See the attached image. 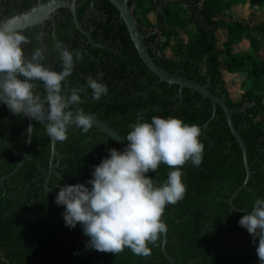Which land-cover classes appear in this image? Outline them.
Masks as SVG:
<instances>
[{
	"label": "trees",
	"instance_id": "trees-1",
	"mask_svg": "<svg viewBox=\"0 0 264 264\" xmlns=\"http://www.w3.org/2000/svg\"><path fill=\"white\" fill-rule=\"evenodd\" d=\"M35 1L0 0V19ZM212 1L129 3L155 61L172 73L208 84L236 110L233 120L246 143L252 169L247 187L234 198L236 209L229 198L244 181L246 168L224 110L218 105L216 117L204 130L201 126L213 113L212 102L195 90L184 87L180 92L178 84L160 81L144 63L119 10L109 0H87L77 9L84 29L99 46H93L76 28L71 11L61 8L54 22L47 20L44 25L20 30L31 40L22 47L29 58L36 48L45 47L42 63L58 72L62 71L59 51L63 47L82 53L67 82H62L63 91L70 94L72 88L82 86L84 103L73 107L107 121L123 138L130 126L151 122L153 116H174L199 125L205 145L203 161L199 167L190 161L182 167L185 196L165 207L167 253L175 264H260L256 253L259 239L254 243L239 220L252 210L256 199H264V0ZM235 5L245 8V22L223 16L226 12L233 15ZM243 45L241 56L238 52ZM250 45L257 55L249 53L248 64ZM99 72H103L101 82L107 84L108 93L97 101L86 78L89 74L98 78ZM241 78L247 88L235 99L230 88ZM37 85L41 96L46 95L43 83ZM34 125L28 157L2 183V176L22 158L29 122L27 116L14 115L0 101V264H172L162 250L163 234L149 244L152 252L148 257L136 256L128 248L115 255L85 247L89 237L80 224L74 229L65 225L64 206L55 203L56 195L66 184L91 179L94 166L110 155L109 149L123 150L95 126L87 134L73 127L66 141L57 142L60 160L47 188L51 138L43 123L34 120ZM171 170L161 163L146 176L161 185Z\"/></svg>",
	"mask_w": 264,
	"mask_h": 264
},
{
	"label": "clouds",
	"instance_id": "clouds-1",
	"mask_svg": "<svg viewBox=\"0 0 264 264\" xmlns=\"http://www.w3.org/2000/svg\"><path fill=\"white\" fill-rule=\"evenodd\" d=\"M31 40L20 31L0 27V101L14 115H24L36 121L47 120V135L64 142L73 127L87 134L95 124V114H85L82 86L65 94L62 82H67L82 53L67 47L59 51L62 71L52 70L42 61L46 48H36L26 57L23 44ZM87 79L92 98L99 100L108 93L102 83L103 72ZM37 82H42L46 95L41 96ZM124 137L123 151L109 149L110 155L94 166L92 178L86 183L66 184L60 188L55 203L64 206L65 225L74 229L77 224L89 237L88 249L118 255L128 248L136 256L148 257L160 236L167 232L162 220L166 205H175L185 196L187 186L182 180V167L189 161L199 167L205 145L201 142L202 129L187 124L181 118L153 116L151 122H137ZM29 125L27 133H32ZM167 165V179L157 185L150 171ZM91 185V187H89ZM253 237L259 239L256 253L264 264V199H256L251 211L239 220Z\"/></svg>",
	"mask_w": 264,
	"mask_h": 264
},
{
	"label": "water",
	"instance_id": "water-1",
	"mask_svg": "<svg viewBox=\"0 0 264 264\" xmlns=\"http://www.w3.org/2000/svg\"><path fill=\"white\" fill-rule=\"evenodd\" d=\"M114 6L117 7V9L120 12V17L123 19L125 24L127 25V28L129 30L130 36L135 44V47L137 48L141 58L143 59L144 63L148 66V68L154 72L159 77L160 81H165L169 84H178L180 86V92L184 87L190 88L192 90H195L202 94L203 97L208 98L212 104H213V113L211 117L201 126L204 130L208 128L209 122L216 117L217 113V106L219 105L225 112L229 127L235 136L237 142L240 144L242 151H243V157H244V164L246 168V176L242 184L239 186V188L232 194V196L229 198L230 204H232L233 209H236V207L233 205L234 198L239 194V192L246 188L248 185V182L252 175V169L250 168V164L248 161V153H247V146L246 143L239 133V130L236 128L234 120H233V113L236 111L235 109L230 108L224 97H220L218 94L214 93L210 90L208 84H201L193 79L184 77L178 73H172L163 67H161L156 61L155 58L151 55L149 51V46L145 43V37L146 35L142 32V30L139 27L138 21L134 15V7L133 5H130V0H109ZM80 6V4L77 2V0H38L37 2H33V4L20 12L14 13L11 16H4L0 19V27H4L10 31H20L24 30L29 27H33L35 25H44L47 20H51L54 22V15L59 12L61 8H68L72 14L73 19L76 25V28L80 30L89 40V42L93 46H99L98 43H96L90 33L86 31L80 22L77 14V9ZM3 74H0V77H2ZM180 96L183 94L180 93ZM238 109V111L242 110ZM87 115V114H86ZM28 118L29 125L32 126L33 130L31 134H28L26 146L24 150L22 151V158L19 161L18 165L8 174L2 176L1 180L3 181L12 176L13 174L17 173L20 167L24 164L25 159L28 157V151L32 142L33 137V131H34V119ZM41 123H43L46 126V123L48 121L45 119L38 120ZM94 126L102 132H105L108 134L116 144L120 146L122 150L127 145L126 140L113 128L109 125L107 121L102 120L99 117L95 116V124ZM55 158H57V161L54 162ZM60 160V153L57 150V141H54L51 139V157H50V166L48 170V175L46 178L45 185L47 188L50 176L53 172H55L56 166L59 164ZM162 220L167 224L166 217L163 215ZM168 241V235L167 232L163 234V240H162V250L166 257L172 262V264H175V259L172 258L166 250V244Z\"/></svg>",
	"mask_w": 264,
	"mask_h": 264
},
{
	"label": "rangeland",
	"instance_id": "rangeland-1",
	"mask_svg": "<svg viewBox=\"0 0 264 264\" xmlns=\"http://www.w3.org/2000/svg\"><path fill=\"white\" fill-rule=\"evenodd\" d=\"M218 1L219 0H213L212 2L218 3ZM235 7H237V6L235 5L232 8H235ZM231 11H232L233 15H228L227 12H226V14L223 15L225 17V19H227V20H231L232 19L233 20V17H236V18H240L241 21L245 22V17L247 16V14H246V10H245L244 7H237L235 9H233V10L231 9ZM261 19H263L261 21H264V14L261 16ZM235 46H238V45L236 44ZM241 48H242L243 51L241 50L240 52H238V55L243 56L244 55V45ZM247 48H248V51L246 53L247 57H246L245 60L249 64L251 62V58L248 56V54L252 53V55H257V52H253V46L252 45H250V47L248 46ZM261 52L262 53L264 52V44H263V48L261 49ZM242 80H243L242 78L239 79L238 81H236L235 85L230 88L231 95L235 99L237 98V96H238V94L240 92L245 91L246 88H247V86L244 85V83H242Z\"/></svg>",
	"mask_w": 264,
	"mask_h": 264
},
{
	"label": "flooded vegetation",
	"instance_id": "flooded-vegetation-1",
	"mask_svg": "<svg viewBox=\"0 0 264 264\" xmlns=\"http://www.w3.org/2000/svg\"><path fill=\"white\" fill-rule=\"evenodd\" d=\"M38 1V0H37ZM37 1H35V2H37ZM80 2H78V0H77V2L81 5L83 2H86L87 0H79ZM92 4H93V2H92ZM54 21H55V18H54ZM44 26H42V28H43Z\"/></svg>",
	"mask_w": 264,
	"mask_h": 264
}]
</instances>
